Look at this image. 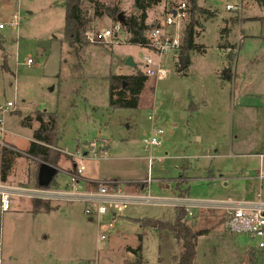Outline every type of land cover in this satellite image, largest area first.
Masks as SVG:
<instances>
[{
    "label": "rangeland",
    "instance_id": "374dc122",
    "mask_svg": "<svg viewBox=\"0 0 264 264\" xmlns=\"http://www.w3.org/2000/svg\"><path fill=\"white\" fill-rule=\"evenodd\" d=\"M97 1L116 9V17L140 14L134 0ZM181 1L188 15L178 25L163 27L164 34L157 37L161 42L174 37L177 43L159 49L128 42L130 33L123 26L99 36L118 19L103 8L95 16L94 4L82 0L88 21L84 43L75 54L63 39L62 0H0V149L13 145L23 152L37 126L34 119L24 125V118L52 112V149L59 156L56 172L42 187H64L66 173L76 165L86 180L84 176L116 180L128 194L150 197V202L127 205L108 229L103 222L98 227L89 221L78 201L52 200L49 211L33 212V198L14 194L10 209L0 211V264H125L136 258L126 246L138 244L143 261L156 264L160 255V264H166L178 254L180 243L170 234L158 254L154 224L174 220L179 205L173 199L180 196L192 212L184 215L187 224L217 228L210 234L213 241L220 231L241 247L253 248L252 264H264L258 240L226 230L223 219L228 199L246 205L259 192L264 200V157L261 165L259 159L264 153V29L257 20L264 10L256 0H196L205 12H197L188 0H160L146 10L144 34ZM13 14L20 16L16 25L10 23ZM191 21L193 41L204 51L181 53ZM182 54L187 67L180 71ZM127 56L135 66L125 64ZM144 56L152 66L164 68L165 76H147L135 107L110 106L109 76L145 74ZM226 69L229 79L222 76ZM8 100L14 105L6 106ZM155 128L162 129L161 144L144 146L142 138ZM40 164L24 155L15 157L0 185L40 187ZM82 185L80 181L76 189Z\"/></svg>",
    "mask_w": 264,
    "mask_h": 264
},
{
    "label": "trees",
    "instance_id": "16d2710c",
    "mask_svg": "<svg viewBox=\"0 0 264 264\" xmlns=\"http://www.w3.org/2000/svg\"><path fill=\"white\" fill-rule=\"evenodd\" d=\"M94 4V15L100 16L98 8L106 9L110 12V15L115 19L116 9L111 10L108 7H104L97 0H89ZM160 0H134L135 7L140 11L138 16L131 15L130 17L122 18L120 22L121 26L125 27L130 33L128 42L138 44L140 46H151L149 40L144 36V31L148 28L145 20L147 17L146 10L152 5L157 4ZM194 9L199 11H206L196 6V0H188ZM260 7L264 10V0H256ZM64 7V26H63V39L67 42L69 48L75 52L81 48L84 43L83 30L87 23V18L82 11V0H62ZM264 29V15L258 17ZM118 21V20H115ZM195 21H191L185 26L183 39L180 44L181 53L188 50H196L197 52H203L204 47L202 44H197L193 41ZM1 43V41H0ZM2 48V46L0 45ZM4 61V60H3ZM187 66L179 68L180 71L184 70ZM226 73L222 76L229 79L230 73L226 69ZM147 75L137 71L132 74H117L109 76V104L114 107H135L138 103V97L142 91ZM43 115L47 116V120L42 118ZM35 120L38 124L37 128L32 131V139L29 141L28 146L23 152L17 150L13 145L2 146L0 149V180L5 181L7 175L10 172L14 158L24 155L28 158L41 160V163H47L53 167L56 165L57 157L59 153L53 151L52 146L53 137L56 133V119L52 112L38 111L34 117L27 115L24 118V125H29L32 120ZM56 137H54L55 141ZM55 146V145H54ZM32 211L37 212L40 208L46 211L51 209L50 202L43 199H32ZM176 215L173 221H157L154 227L159 230V238H163V235L167 234L175 237L176 241H179L181 245V251L173 257V264H195V243L198 236L207 232V229H193L187 224L184 219L186 210L182 206H176ZM162 230H166L162 232ZM141 240V236L138 237ZM136 257L131 262L125 264H149L141 259V244L136 247H127Z\"/></svg>",
    "mask_w": 264,
    "mask_h": 264
},
{
    "label": "built area",
    "instance_id": "2783aa9c",
    "mask_svg": "<svg viewBox=\"0 0 264 264\" xmlns=\"http://www.w3.org/2000/svg\"><path fill=\"white\" fill-rule=\"evenodd\" d=\"M231 5L227 4L226 8H230ZM187 6L181 1L174 8H171L164 18L163 22H157L151 24L149 29V35L144 36L149 40L151 47H157L159 49L169 48L168 43L176 44V38H170L161 42L157 37L162 36L163 27L166 25L179 24L187 16ZM20 22V16L13 14L12 24H18ZM4 26L0 23V28ZM122 29L119 21H115L111 28L104 29L100 32L99 36L106 37L114 32H118ZM87 38L93 40L91 35H87ZM156 40V41H154ZM145 75L161 78L164 77L166 71L160 66H152V60L150 57L144 56ZM27 63L31 60L27 58ZM6 106H13L14 103L10 100L6 101ZM2 120L0 118V131H2ZM162 129L155 128L149 137L142 138L144 146L160 145ZM95 155V153H93ZM264 153H259L260 165L262 164V158ZM68 180L64 187H37V188H25L17 187L15 189H8L3 185H0V211H7L10 209V199L14 194L27 195L30 198L43 199L47 201L62 200V201H78L83 205V214L90 221H95L98 227L103 224L111 229L114 225L115 219L122 216V211L127 205L135 202L146 203L150 201L148 195L128 194L122 183L116 180H100L92 181L86 180L82 177V168L74 165L71 171L66 173ZM258 178L262 179L263 175L260 171L257 173ZM150 178H148V181ZM80 181L83 183V188L77 190L76 187ZM69 187L71 189H69ZM179 206H184L187 214L191 215L190 209L186 208L185 199L179 197L176 202ZM224 225L228 231L235 233H244L251 238L258 240L257 248L264 252V200L261 199L259 192L256 193V200L249 204L233 205L232 200L228 199L227 204L224 206ZM105 238V232L101 231L99 239Z\"/></svg>",
    "mask_w": 264,
    "mask_h": 264
},
{
    "label": "crops",
    "instance_id": "0c3cea01",
    "mask_svg": "<svg viewBox=\"0 0 264 264\" xmlns=\"http://www.w3.org/2000/svg\"><path fill=\"white\" fill-rule=\"evenodd\" d=\"M37 126H38V124H37ZM37 126L35 128H37ZM31 139H32V136H31L30 140ZM84 177L88 178V180L96 179V178L90 177V176H84ZM178 198L179 197H175L173 199L175 204H176ZM191 225H192L193 229H196V230L201 229L197 226V224L196 225L191 224ZM203 229H206V228H203ZM215 229H217V228H211V229L207 230L206 233L197 237L196 243H195V254H194L195 264H252V262H251L252 260L254 262L255 258H254V255L252 254V250H253L252 247L245 249V248L241 247L239 244L232 242V240L227 238L226 235H224L220 231H215L217 233H215L214 236L215 237L218 236V239L213 241L210 234H211V232H214ZM225 229H226V227H225ZM139 236H141V235H139ZM167 237H170V235L166 236V234H164L163 238H159L158 254L161 253V251L163 249L162 243ZM173 238L175 239L174 236H173ZM210 241L217 242V243L214 244ZM167 244H169V243H167ZM200 244H202V246H203V249L201 251H199V249H198ZM127 247H132V246H126V249H127ZM141 250H142V248H141ZM126 251L129 252L130 254H132L130 251H128V250H126ZM180 251H181V245H179L178 253ZM258 251H261V250L258 249ZM140 254H141V252H140ZM132 255L134 256V254H132ZM174 256H176V255L175 254L171 255V258L167 259V263H168V261L173 260ZM160 260H161V257L159 255L158 256V262L156 264H160ZM170 262L171 263H169V264H173L172 261H170Z\"/></svg>",
    "mask_w": 264,
    "mask_h": 264
},
{
    "label": "water",
    "instance_id": "95a60500",
    "mask_svg": "<svg viewBox=\"0 0 264 264\" xmlns=\"http://www.w3.org/2000/svg\"><path fill=\"white\" fill-rule=\"evenodd\" d=\"M117 17H118V21H121L122 18H121L120 13L118 14ZM186 58H187L186 54H182V55L178 56L180 67H183L185 65ZM124 62L127 65L135 66V63H134L132 57H130V56H127ZM55 172H56L55 167H53L47 163H41L40 167H39V173H38L39 185H41V186L47 185L50 182V180H51V178Z\"/></svg>",
    "mask_w": 264,
    "mask_h": 264
}]
</instances>
